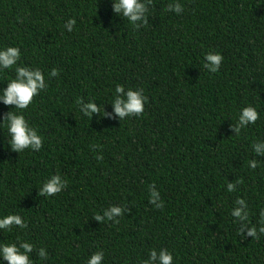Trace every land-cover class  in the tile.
<instances>
[{"label":"trees","instance_id":"1","mask_svg":"<svg viewBox=\"0 0 264 264\" xmlns=\"http://www.w3.org/2000/svg\"><path fill=\"white\" fill-rule=\"evenodd\" d=\"M176 2L180 13L167 10ZM148 7L136 28L112 0H0V45L19 47L20 62L48 85L23 110L43 138L38 151H13L0 123V215L27 222L0 230V242H31L34 264H87L98 250L104 264H142L153 248L172 252L173 264H264V234L246 230L259 227L264 209V156L252 150L264 139V0ZM208 52L223 56L217 72L204 67ZM14 75L0 73V88ZM116 84L147 97L139 116L114 112ZM81 100L101 113L85 116ZM249 105L259 118L236 135ZM8 111L17 110L0 102V121ZM54 174L66 187L40 195ZM150 187L162 208L149 202ZM238 197L248 203L247 225L230 215ZM112 205L124 208L118 222L95 219Z\"/></svg>","mask_w":264,"mask_h":264},{"label":"clouds","instance_id":"2","mask_svg":"<svg viewBox=\"0 0 264 264\" xmlns=\"http://www.w3.org/2000/svg\"><path fill=\"white\" fill-rule=\"evenodd\" d=\"M151 0H112V9L115 13L121 14L133 26L138 28L141 24L146 23V17L149 11ZM167 10L180 13L182 5L179 2L169 3ZM76 20L69 19L65 27L68 31H72ZM21 50L17 46L0 45V73L5 70H13L15 75L7 80V86L0 88V102L4 105H14L17 111H8L2 121L3 127H6L9 140L8 144L15 152L21 153L25 149L38 151L42 147L43 138L38 133L37 129L31 126L26 120L23 110H26L33 103L41 90L48 87L45 79V74L37 67H32L20 62ZM223 56L219 52H208L205 54L204 67L210 72H217ZM49 76H57L58 70L53 68L48 74ZM147 97L142 94L139 89L128 88L127 90L122 84H116L113 98L110 104L113 106L114 112L121 118L126 116H139L143 110ZM89 100L88 102L78 101L79 110L85 116H91L94 113H101L100 105ZM103 115H108L104 111ZM259 118V113L254 106L242 107L238 113L237 122L233 126L234 133L239 135L242 128L250 124H255ZM252 150L257 156H264V139H257L252 143ZM99 159V157H97ZM256 159L247 161V166L251 169H256L259 165ZM240 180L236 182H228L225 190L232 193L237 190ZM67 181L60 174H54L46 178L39 187V194L44 197L53 196L61 192L66 187ZM149 202L156 208H162L164 205L161 199L160 192L154 187H150ZM234 204L236 205L230 210V215L236 221L247 225L250 210L247 201L238 197ZM124 208L118 205H112L103 210V214L95 215L98 221L118 222L117 217L123 214ZM27 222L19 214L9 213L0 215V230L11 231L13 226L20 228L26 227ZM259 227L256 225L247 226V235L258 237V234H264V209L259 210ZM243 231V229H242ZM19 240V238H18ZM34 250V246L27 240H19V242H0V264H34L30 256ZM38 255L43 260L48 253L45 248L41 247ZM173 254L167 249L159 250L153 248L150 250L149 256L142 264H173ZM87 264H104V252L98 250L91 254L87 260Z\"/></svg>","mask_w":264,"mask_h":264}]
</instances>
